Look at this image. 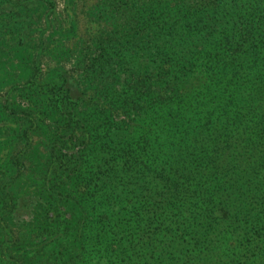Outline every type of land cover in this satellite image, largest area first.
I'll return each instance as SVG.
<instances>
[{"label":"trees","instance_id":"1","mask_svg":"<svg viewBox=\"0 0 264 264\" xmlns=\"http://www.w3.org/2000/svg\"><path fill=\"white\" fill-rule=\"evenodd\" d=\"M54 2L0 0V264H264V0Z\"/></svg>","mask_w":264,"mask_h":264},{"label":"rangeland","instance_id":"2","mask_svg":"<svg viewBox=\"0 0 264 264\" xmlns=\"http://www.w3.org/2000/svg\"><path fill=\"white\" fill-rule=\"evenodd\" d=\"M55 2V10L54 13H51V16L54 15H61L62 11L64 9V0H54ZM9 4H5L3 8H8ZM35 27L44 30V33L42 34L43 39H46L49 35L50 30H48L45 33L46 26L43 25H35ZM38 33H36L31 38V44H34L37 42ZM13 42V41H11ZM11 43H8L7 41L2 42L0 41V46L5 45L4 47H0V51H3L0 53V82H2V86L0 89V103L2 104L7 98L15 96L13 91L9 89V84L16 80L15 77H19L21 80H24L27 77V70L24 69L23 63H22V56L24 54L23 50L21 52L15 53V48H10ZM8 52V55H7ZM23 52V53H22ZM0 115L3 116V119H5L4 112H1L0 108ZM34 140H33V148L31 151V154L28 156L31 166L32 163L39 164V161H41V150L45 142V138L41 134H35L33 133ZM31 174H36V172H30ZM22 180L19 181L16 185L11 186L10 188H14L15 190H20L21 192H34L36 190V185L34 184V180L26 179V176L24 175ZM35 200L32 199H21L18 203L17 208L15 209L14 213L12 214V221L15 226H17V229L22 230L24 226L29 225V219L31 218V212L33 209L36 208V205L34 204ZM7 237V236H6Z\"/></svg>","mask_w":264,"mask_h":264}]
</instances>
